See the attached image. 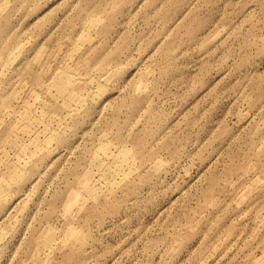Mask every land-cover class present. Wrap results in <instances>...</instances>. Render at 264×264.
I'll list each match as a JSON object with an SVG mask.
<instances>
[{"label":"rangeland","instance_id":"rangeland-1","mask_svg":"<svg viewBox=\"0 0 264 264\" xmlns=\"http://www.w3.org/2000/svg\"><path fill=\"white\" fill-rule=\"evenodd\" d=\"M0 181V264H264V0H0Z\"/></svg>","mask_w":264,"mask_h":264},{"label":"bare ground","instance_id":"bare-ground-1","mask_svg":"<svg viewBox=\"0 0 264 264\" xmlns=\"http://www.w3.org/2000/svg\"><path fill=\"white\" fill-rule=\"evenodd\" d=\"M107 147V144H105V145H103V148H106ZM122 153H123V155H124V151H122ZM103 162H100L99 163V166L102 164ZM106 176H110V174H111V171H110V169H108V170H106ZM109 180V179H108ZM86 182H87V180H85ZM84 180H82V182L84 183L85 182ZM102 183V182H101ZM106 183V182H105ZM5 183L3 182V181H0V198L3 196V190H2V186L4 185ZM97 185H99L98 184V182H97ZM108 185H109V183H108ZM4 188V187H3ZM106 188V187H105ZM96 192H97V190L95 189V190H93L92 192H91V194L92 195H94V194H96ZM73 195H74V193H73ZM76 196H78V194H76ZM75 210V209H74ZM42 237L44 238V241H48L49 239H50V237H51V234L50 233H48L46 230L45 231H43V233H42Z\"/></svg>","mask_w":264,"mask_h":264}]
</instances>
